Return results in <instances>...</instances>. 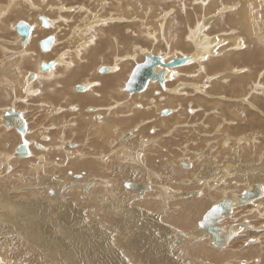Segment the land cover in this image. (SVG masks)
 Instances as JSON below:
<instances>
[{"label":"rangeland","instance_id":"1","mask_svg":"<svg viewBox=\"0 0 264 264\" xmlns=\"http://www.w3.org/2000/svg\"><path fill=\"white\" fill-rule=\"evenodd\" d=\"M14 1L15 0H0V17L2 18V19L0 18V143L1 142L3 143L2 145H0V186L2 187L8 186L9 188H11V186L17 185L19 187H22V186L23 187L20 189L22 190L20 192V195H14V193H12L5 202H13L14 197H17V196L27 197L36 191H39L41 193L43 191L42 193L43 196L52 191V189H50V191L49 189H47L49 187L47 188L42 187L39 189H34L35 191H32V192L29 191V185L31 184L30 186H32L33 183L38 181L37 180L38 175L35 171V165H36L35 163L39 162V159H38L40 158L39 156L41 157L44 156L43 158L45 160L48 157L47 160L49 161V163H50V160L55 161L56 163L55 167H53L52 165H49L47 168L46 167L47 164L43 165L44 167H46L45 171L47 173H50V175H53L55 178L61 177V178H64L65 180H68L72 178L71 175L73 172L76 173L77 175L80 174L84 176V178L89 181L90 180L92 181L93 180L92 177H94L95 191L93 190V192L91 193H86L88 194L86 196L82 192L85 190V188H83L82 191H80L81 190L80 189L79 192H76V193L74 191L69 192L65 190L64 198H67V201H69L70 200L69 196L71 194H75L74 196L72 195V197H76V198H74L73 201L71 202H73L74 205H77L78 207L79 206L80 207L83 206V207L75 208V209L74 207H72L71 213L76 214L78 209H82V211L84 210L83 211L84 213H86L87 215L89 214L88 219L87 218L86 219L90 222L88 223V221H86L83 224H86V226H88L87 230H89V232L88 233L85 232V235H87L86 237H91L90 238L91 241H89L88 238L87 239L84 238V239H86L87 241L86 246L92 245L93 247L94 245H96L98 247L100 245L98 247L100 249L95 247V249L93 248L92 250H89V251H92L91 255H93V251L95 252V257L100 256L99 255L100 253L98 252L101 251V248L102 249L106 248L109 251V253L107 251H104V255H109V256L112 255V258H110V261L113 260V256L115 257V259H118L119 261L118 255L120 254L119 256L121 257L123 255L122 253H125L121 258H125L126 261H129L130 264L132 263V260H133L132 264H136V263L145 264L147 262V259L149 258L147 257L148 254H146L149 251V250L147 251V249L150 246H151L150 251L155 249V251L153 250L154 252L149 251L148 253L150 254L155 253L156 250H161V249L164 250V248L160 246L159 244L163 243V246H164V242H167L168 247L166 248V252L170 250L169 251L170 253L168 252L166 254L170 256L173 255V257H175L173 258L174 261L181 260L183 264H192L190 260H193V259L191 257H201V259L206 258V260L211 261V263L213 264H230V263L231 264H243L240 262L241 258H245L246 260H249L250 264H264V236L259 234L258 235L259 243L257 239L255 242L252 241L254 245H250L253 243L248 244L247 241H250L252 237H253L252 239H254L255 237L253 235L255 234L252 230L248 231L247 227L245 228V226H244L245 230L244 228H242V230L238 232L235 238L233 237L234 235L232 236L231 239L234 238L233 240H231L232 242H230L232 243L231 244L232 247L227 246L229 248L227 249V247H225L224 249L226 250H223V251H221L215 246L214 247L211 246L212 245L211 243H207L205 241L197 243V244H194L195 242L194 243L189 242L191 241L190 238H188L189 241L188 240L182 241L183 239L180 237L181 236L180 233L176 235L175 233H171L169 230V227L178 229V231H181V230H191L192 231L194 230V228L195 230H197L198 228L197 221L201 218L200 214L202 213L203 210L201 211V213L197 215V218L193 220L194 222L192 221L193 225L182 226L179 221V219H181L180 214H183L184 212L183 209L185 208L184 206H182V203L183 201L185 202V199L188 198L187 196H183L184 198L183 199L179 195V192H185L186 190L191 192V191L196 190V189L193 190V188L191 187V186L196 185V183L194 184L191 182V184H189L190 182L185 181L186 179H189L190 181H192L193 177L191 178V176L197 175L200 181H201V178H203V180L206 181V179L209 178V176H213V172H217L218 173L217 176H220L221 178L220 182L223 183V185L225 184L230 185V187L233 188L235 191L239 187H235L236 186L235 182H233L234 184H232L231 179L234 181H237L238 184L246 186L244 189L249 188L251 186L249 184L254 183V182H261L264 185V152H262L264 151V108H263L264 96L261 95V91L259 93L256 92L258 95L255 93V91L254 92L246 91V89L248 88L247 86L245 91L248 94L244 95L245 93L244 91L241 94L242 95L241 99L245 98L248 102L246 101L233 102L234 95H231L229 92H223L222 90L224 87L227 86L224 80L225 79L232 80V77L230 75H226V73H230L234 71L231 68L237 67V66L241 67L245 65L250 67L249 65L245 64L241 60L240 55H234L230 58H227V62H228L227 67L224 68L225 66L220 64L219 66L223 68H221V70H218V71L217 70L213 71L215 66L210 67L211 66L210 61L214 60V59L209 60L211 54H209L207 57L204 58L202 64L193 63L183 68H178V66H175L176 68L167 67L165 69L164 82L162 84H160L158 81H152L153 85L154 84H157V86L160 85L161 89L159 91H161V93L159 92V94H156V96L162 95L161 99H158L161 101L162 104L160 105L156 104L153 107L151 106L152 108L148 107L150 108V110L146 111L145 115L143 114V112L141 113V111L144 109V103L142 102V99L143 101H147V99L150 98V96L147 95L148 98L146 96H144L143 98L134 97L129 102L128 98L130 100V97L136 96L137 93L127 95L128 92L124 91L123 86L120 89H115L116 90L115 92L113 91L116 95H118V97L116 98V102L118 100V103H112V101L109 100V97H108L109 93H107V91L106 93H104L103 91H102L103 93L101 92L102 94H104L103 96H100V95L97 96V97H103V102L102 101L101 102L105 104V106L102 108L99 106V105H102V103L99 102V105L96 103L88 104L85 107V109L81 111L77 102H73V103L70 102L71 104L68 106H65L66 103L62 102L63 100L69 101L66 93H69L70 95H72V94L86 92L85 88L83 90L75 89L76 84H84L83 83V81L85 80L84 77H86L85 75H81L77 73V70H79L81 63H80V59L77 56H75V53H77V49L79 47H83L90 43V41H87V43H82V42L83 40H91L90 39L91 37H87V36L91 33L93 29H98V24L93 21V18L95 15L99 17L101 24L105 21L108 26L99 27V28H103L102 30H104L102 31L100 29L101 31L99 32V34L101 36L102 35L101 33H103L102 36H105L103 37L105 40H103L101 37L96 38L98 45L100 44V48L96 52L92 53V54H95V58L94 59L90 58V61L93 62V64L91 65H94L95 63V66L91 67V69L93 70L91 74H93L94 72L93 74L94 77H97L100 74L107 73L109 69L107 71H101L103 67H108L107 65L105 66L102 65L100 67H97L96 69L93 67H96L98 64L106 63V61L108 60L112 61L111 58H112V55L115 56L114 54H116V56L118 57V56L123 55L124 52L130 51V55L128 56V58L122 61V64L127 63V65L123 67L122 72L119 75V79L121 83L122 81L123 83L126 81V77H125L127 76L126 74L130 75L129 73H131L130 71H132L135 64L137 62H141L144 60V57H143L144 54L140 51L142 49L135 50L133 48L132 50H130L131 49L130 44L121 42V38L124 33H125V37L128 39L130 43H137L141 47H148L151 50H154V49L162 50L163 53L161 52V55L165 56L166 53H169L168 55H170L169 57L172 56L171 58L178 57V55L180 54L179 51L178 52L176 51L177 48L175 50L172 48L169 49L170 46L172 45L171 40L177 35V34H173L176 32L174 30V25H179V28H178L179 30L177 32L179 33V36L181 38H183V36L185 37V42H190L193 36H196L197 40H199L200 38L202 39L204 37V34L206 35V31H209V35L212 37L211 35L212 33H215L220 30H229V34H231V36L233 34L239 35L240 41H242V45L246 46V49L239 53H244V52L249 51L252 46L253 41H256L258 46L262 49V53L264 54V34L260 36L262 39L258 40L259 37H257L256 31L254 29H248L247 27L241 26V25L230 24L229 22H230L231 13L228 11L225 13L227 14V17L224 19L225 22H221L220 25H216L213 22L210 24V26H208L207 24L204 25L205 21L202 20L201 25L193 28V31H192V28L189 29L188 28L189 24L186 25L187 22L185 23V21L187 20L189 22H192L193 21L192 17H194L195 15H199V12L201 11L207 12L206 6L210 2V0L209 1L207 0L205 2H200L199 0H191L190 5L188 3L187 5H184V2L188 0H181L182 4L180 0H178L177 2L175 0H135L137 3L138 2L140 3L138 5L141 7V9L138 11H135V8H134L135 1L134 0H131L134 2H131L130 0H48V2L51 5L56 4V3L57 4L66 3L68 6L76 4V8L72 10H61L60 11V13L63 14L68 19V22L66 23L69 24V28H66L67 30L65 31L67 32V35L62 33L63 34L62 37L64 39L66 38V40L64 41L62 40V42L63 43L65 42L64 46L69 44L70 47L65 49L62 53H60L63 44L62 42H60L61 40L58 37L56 41L52 42L51 47L48 51H43L39 45V41H40L39 39L40 38L42 39L43 37H45V35H42L41 32L49 28V31L51 33H54V34L55 32L59 33L60 26L56 24V30H54L53 27H51V25L49 27H44L40 21L41 19H39L38 16H35L36 12L29 10L25 4H20L14 11L10 10L11 9L10 6L12 3H14ZM33 1H36L38 3V0H33ZM78 1H81L83 4L78 5L77 3ZM235 1L239 2L241 7L245 5V3H243V0H220L211 9L210 12H214L220 5L224 3L235 2ZM257 2L259 3V6H260L261 5L260 0H257ZM124 4H126L130 9L124 8L123 7ZM248 4L254 6L255 0H249ZM81 5H84L86 9L84 8L83 10H81L79 8V7H82ZM87 9H88V12H90V14H88ZM42 12H43L42 14L43 16L45 15L44 13L48 14V11L45 9V6L43 7ZM171 12L175 14L177 17H174ZM217 15L219 16V12L215 14V16ZM26 16L27 17L35 16V19L34 18L30 19V18H27ZM51 16H54V14H51ZM117 16L126 17L127 19H125V21L123 22L120 21L121 23H119L117 21L118 18H116ZM259 17L261 21H264V5H261L259 9ZM112 18L115 20H112ZM240 18H242V16ZM19 20H25L32 26L31 35L25 43L21 41V37L17 33L14 27L15 23ZM164 22L165 23L169 22L167 26L168 30L166 31V33H164ZM64 23L65 22H62V24ZM123 26H127L126 27L127 29H125ZM231 28H234L233 31L231 30ZM230 32H233V33H230ZM14 35H17V38L14 37ZM112 36H117V37L114 38V40H111ZM82 37H86V38L82 39ZM233 43H234L233 39L225 38V43L222 44L219 49H222V51L224 52L230 49L227 47L231 46ZM55 44L57 45L58 49H56V52L53 53V55H56V56L50 57L51 61H53L52 59L54 58L55 59L59 58L60 60H65L66 63L70 65L69 64L70 60L67 58V52L72 51L71 57L74 63L73 70L68 74L62 73L63 77L56 81L50 82V81H46V79H43L42 81H38L37 83H35L36 81L34 79L35 78L34 70H36V72L41 76L45 74L44 72L46 73L48 72V70H42L40 68V63L42 61L48 60L46 56L48 54H51V51L53 47L55 46ZM183 45L187 48L185 43H183ZM166 49L168 50V52H165ZM170 52L171 53L173 52L172 55ZM98 56H101V57L103 56L105 59L101 60V58H99L98 60L97 59ZM22 58H26V60L24 62H21ZM84 59H86V56H84V58H82L81 61L84 62ZM113 62H115V57L113 58ZM86 63H89V61H87ZM74 66L76 67L74 68ZM206 66H208L210 68V71L214 74H212L211 72L208 73ZM53 67H54V64H53ZM53 67L51 68L52 71H53ZM250 68L254 72L263 69L264 68V56L260 57V62L251 66ZM119 69L120 68H118L117 71H119ZM219 71L220 72L223 71V74L221 76L219 77L213 76ZM235 71H237V73L240 72L239 69ZM262 73H264V71ZM32 74H33V77H32ZM46 77L47 76H44L43 78H46ZM81 79L83 81H81ZM31 81L33 82L35 81V82L32 83ZM171 81H176V83L174 85H170ZM89 82L90 83L88 84L87 91L89 90V88H98V89L103 88L105 90V88L102 87L101 85L99 86L94 85V79H90ZM214 83L215 85L211 88V85ZM27 87L30 89V91H26ZM208 90H210V92H208ZM145 91L143 90L142 92H140V94ZM251 92L257 95V97L252 98L254 95ZM94 93H99V92L95 91ZM119 94H120V97H119ZM172 94L173 96H176L178 98H177V101L170 104L168 98L169 96H172ZM217 96H219L218 97L219 99H212ZM237 99L241 100L240 98H237ZM215 102H217L216 105H214ZM129 103L133 105L132 108H130V105H128ZM224 103L225 105H223L222 107V104ZM149 104H152V102L150 101ZM226 105H230L233 107L231 113L223 110L226 107ZM7 106L8 107L11 106L9 108H13L18 111H22L23 109L24 110L23 112L25 113V116L27 117L26 119H27L28 131L26 130L25 136H27L28 139H31V142H32L30 144L31 155L29 154L28 157H24V158L17 157L15 159L7 158L9 154L10 155L15 154L14 153L15 147L21 143L20 133L14 127H11V126L8 127L6 124H4L1 121L5 113L4 109L8 108ZM156 106H158V108ZM118 109H127L126 113L122 115V117H126L128 115L136 113L135 122L127 123V122L121 121L119 125L114 127V129L112 125H110L109 127H111V130L108 128V134L103 132L102 130L103 126L102 127L96 126V125L104 124L105 122L110 121V120L113 122V115L111 114L115 110H118ZM253 109L256 111H254ZM163 110H167L166 114L162 113ZM181 110L185 111V113L187 112L186 118H184L180 123H175V117L173 116L175 113L177 114ZM212 110H215V111L212 112ZM63 111L65 114V118L62 117L63 114L62 115L60 114ZM53 112H56V114L58 115L55 116V113ZM139 112L141 113V115ZM235 113H237V115H235ZM70 115L75 116V117L80 115L81 118L87 119V120L82 121V120H77L76 118L74 120V118H69ZM253 117L258 118L254 123L251 122ZM205 118L207 121L205 120ZM211 119H213L212 122L210 121ZM119 120H123V119L119 118ZM164 120L166 121V125L168 126H170L171 124L172 125L166 128L163 124H161ZM64 122H66L65 129L62 126ZM206 122L208 125L205 124ZM222 124H225V126H227L228 124L230 127V129H227V133H226L228 137H225V135H223L220 132V129L219 130L216 129L219 125L221 126ZM41 127H45V128H41ZM63 129L65 130V133H67V136L65 135L64 132H62ZM131 129H133V131L129 132ZM155 130H157L156 131L157 133H155ZM215 130L219 133L215 132ZM212 133H216V135ZM33 134L34 135L36 134L38 138L36 139L32 138ZM63 134L65 135L64 137H63ZM70 134L71 135L74 134V136L73 135L71 136ZM127 134L128 136L129 134H132L133 138L135 137L137 138V140L139 139L138 142L141 145V149H138V148H137L138 150L133 149L135 151H132V152L130 151V154L120 153V155L119 154L113 155L112 151L114 150V148L112 147H114L115 143L118 144L120 148L124 146L125 143L123 142V140H128V139H125ZM41 135H43V137H41ZM221 135H222L223 141L221 140ZM140 136L144 137L142 141H141ZM119 137H122V138L119 139ZM90 138L92 139L90 140ZM110 138L111 139L113 138L111 142H109ZM216 138H218L219 140L218 139L216 140ZM226 138L227 140H225ZM62 139H64V141ZM34 141H36V143L37 142L41 143L43 147L42 146L38 147L37 144L35 146ZM108 142L110 144H108ZM72 143L74 144L73 147H71ZM207 144L213 147L211 148V151L206 150L205 145ZM231 144H233V146ZM45 145H49L50 148H52L55 145L54 146L55 149L52 150V154L50 153L49 156H46L45 154L47 151L46 147H44ZM229 145H231V147H229ZM234 145L236 146V148ZM147 147L149 148L148 150L146 149ZM5 148L6 150L10 148L7 154H4ZM84 148H86L84 151L89 152V154L91 155L90 158H86V155H85V158H82V157L80 158V156L83 155V154L81 155V153H84L82 152ZM90 148L91 150H89ZM122 150L125 151L124 149ZM226 150L229 152H227ZM104 152L110 153V155L113 157H109V159L105 161L93 159V156H96L99 154H100L99 156H102L101 153H104ZM229 154H230V157H229ZM209 155H213V156L209 157ZM182 161L189 163V165H186L184 167L182 165L183 163ZM190 161L192 163H190ZM8 162H10L9 164L12 168H10L6 172L7 173L10 171L11 172L7 174L4 171L3 173L1 171V167L4 163H8ZM208 162L209 163L212 162L213 164L217 163L216 164V166L218 165L217 167H220V166H223V167H221V169L214 167L212 171L201 170L200 169L201 165L207 166ZM59 165L61 166V168L59 167ZM89 165H91V168ZM67 166L68 168L64 169ZM132 166L134 167L136 166L135 172L138 175L137 178L134 179L135 181L142 182V180H145L146 182L151 184V190L153 189L154 191L155 189V191L160 192L156 201H154L153 198L150 199L149 196L152 197V195L151 193L149 195V192L144 195H139V196L137 194L127 193V190H131V189H128L127 187H125L124 185L126 181L125 177L128 175L126 174V172H130L131 170L130 168ZM73 167L75 168V170ZM186 168L187 170H185ZM237 170H239V172H237ZM91 171H95L94 174H91L90 173ZM241 171L242 172L250 171L251 180L249 179L245 180L243 177H241L240 173L241 175L244 174L246 176V174L244 172L242 173ZM151 172H153L157 176L161 174L163 178L157 181L154 179ZM219 172L220 174L221 173L223 174L222 177L219 174ZM229 172L231 173L229 174ZM23 177H24V181L21 183ZM169 178H171V180ZM76 179L80 180L81 178L79 179L76 178ZM161 180L162 181L164 180V181L161 183L160 182ZM109 181L113 182V183L111 182L112 184L111 183L109 184L111 185L110 186L111 188H109V186L106 184V182L108 183ZM145 181H143V183H145ZM182 182L183 183L185 182V183L183 184ZM169 183H173V184H169ZM207 183L208 182H203L202 186L200 187V190H201L200 195L205 196L204 201H202V208L208 205L205 209H207L211 205V203L215 201V198L210 197L209 188L207 187L208 185ZM25 184L27 186H25ZM161 184H163V186L165 185L166 187L170 186L171 188L173 187V185L175 186L172 188L173 189L172 191L170 190V194H167L164 190L165 186L163 188ZM199 184L201 183L197 184L198 189H199ZM228 185L227 187H229ZM102 186H106V187L108 186L106 188L107 191L106 189H104L103 191ZM185 186H187V188H185ZM157 187H160L161 190L158 189ZM90 188L88 191H90ZM96 189L101 190L103 194L107 195L106 197L109 196L108 192L112 189L110 191V192H113L112 194L118 193L116 195L118 197V201H121V203H123L122 197H124V202H127V201H129V203L131 202L130 206H133L132 208H134L135 206H136L135 208H142L144 210L143 211L144 214H147L146 216L148 218L146 217L143 218V216L138 217L139 215L137 214V218L133 219V218H130L129 214L124 213V215H122L123 212L120 209H118L119 213L117 210L109 209L106 205L107 203L104 201L103 203H101L102 201L96 203V200H97L96 197L99 196V194H97L99 190L97 191ZM176 191L178 192V194L176 193ZM23 192L25 194H22ZM135 192H138V191L135 190ZM171 192L172 194L175 193V196L173 195L174 197L171 196L172 195ZM228 192H230L229 196L233 197V195H237V194L231 195L232 194L231 190H228ZM228 192H227V195H228ZM167 195L169 196L166 197ZM190 197H192V195ZM195 197H198V196H195ZM214 197L219 199L221 196L216 195ZM180 198L181 200L183 199L181 202H180ZM262 198H263L262 202L255 201L252 204L243 207L244 217L247 215H250L253 220L255 218V220L252 222L251 225H257L261 220H263L261 218H256V215H253V214H258L257 209L259 208V204L264 205V197ZM0 200H2L1 196H0ZM35 202L43 203L41 200H36ZM84 205H87L89 207L88 208L86 206L87 207L86 210L88 209L87 211L85 210ZM40 209H42V205L40 206ZM99 209L101 211V214L99 212ZM108 209L111 210V212ZM103 210L104 211L106 210V211L103 212ZM126 210H129V207H126ZM96 211H98L97 212L98 214H96ZM241 211L239 209L238 210L236 209L235 212L233 211V217L232 218L228 217V219H224L223 221L224 224L227 225L228 223H232L234 222L236 218H237L236 219L237 221L242 223L243 220L238 219L243 213ZM118 214H119V217H118ZM98 215H100L101 217ZM110 217L111 218L113 217V218L110 219ZM127 217L132 219L134 222H129V220L126 221V219L124 218H127ZM170 217L171 218L173 217V218L171 219ZM0 220H2V218ZM92 220L95 223H93ZM147 220H149L151 224ZM172 220L173 221L175 220V222L173 223ZM28 221L34 223V221L30 219H28ZM117 221H119L120 223H117ZM103 222L104 223L106 222V223L104 224ZM110 222H111V225L109 224ZM121 222L122 224L124 223L123 227L121 225ZM158 222L161 224L162 228L158 226ZM130 223L131 225L133 224L136 225L139 223L138 230L140 231L143 230V232L139 231V235H138L137 233L138 231L134 232L135 226L133 225L131 228ZM140 223H143V225ZM147 223L149 224L147 225ZM0 224H1V221H0ZM125 225L129 227L127 228V226ZM151 225L153 227L156 226V228H154L153 230V228H150L152 227ZM74 227L75 226H73V228ZM98 227L104 231V234L106 235V238L108 239L106 242L101 237V233H100L101 231L98 230V233L96 232V229ZM147 227L150 228L151 232L153 230L152 232L153 234L149 230L148 232H150V234L147 232ZM136 228H135V231H136ZM81 229L82 227L80 228V230ZM74 230L78 231V229H74ZM155 230L156 231L158 230L157 233H155L156 232ZM19 231L20 230H15L12 233H8L3 239L8 241L13 236H19V238H21L24 242H26L27 247L30 248L31 251H36L34 249V247L38 244V243H35L36 240L31 239V242L28 241L25 237H21L19 235L20 234ZM142 233L143 234L146 233L149 235V238L150 236L152 238L148 240V238L145 237ZM125 234L127 235L129 234V235L127 236ZM140 234L142 235L141 237L144 236L149 243L153 241L149 245L145 243V247H146V249L144 248L145 250H143V248L141 247L139 248L138 247L139 245L136 243V240L142 241V239L144 238L143 237L142 239H140L141 238ZM93 236L95 238H93ZM129 236H131L132 238L136 240H132V238ZM123 237H125L127 240L131 238L130 242L129 241L127 242V240ZM156 237L158 238L159 241H157ZM160 238L162 241L160 240ZM97 239L99 241L103 240L102 243H99ZM164 239H166V241ZM81 240L84 241L82 237H81ZM62 241L66 242V240L64 239ZM123 243L126 247H124ZM128 243H129L130 249L132 248L131 250H129ZM130 243H131V246H130ZM155 244H158L156 247L159 246V248H156ZM133 246H135V248H133ZM191 246L192 247L202 246L204 247L203 249L207 250L208 252H213L214 255L222 254L223 256H225V258L223 260L219 259L220 261L215 260V259H213L212 261V259L208 257L207 255H198V254H193L191 252H188L189 251L188 249ZM121 247L123 248L122 250H121ZM138 248H139V251L135 252L136 250H138ZM124 249H126V251ZM89 251L87 253L88 254L87 257L89 256V258L93 259V257L89 254ZM41 252L38 251L39 254ZM144 252L146 254L145 257H147V259L146 260L144 259L145 261L142 260L144 261L143 263L141 259L144 257V255L142 254ZM84 253L85 252L82 251V254ZM130 253L131 255L133 254L134 256L133 255H132L133 257L130 256ZM26 255L28 254H24L23 259L21 260L26 261L27 264L37 263V261L31 263L32 262L31 255H29L30 259L25 258ZM139 256H141L142 258H139ZM152 256L154 257V259H156V257L160 255L157 254L155 256L153 254ZM257 256L262 257V260L260 262L256 261L258 260ZM154 259L152 260L149 258L148 260L154 261ZM45 261L46 263H48L47 260ZM6 262L7 264H16L17 261H14V260L10 261L9 259H7ZM85 263L90 264L88 262H85ZM80 264H84V262L80 261Z\"/></svg>","mask_w":264,"mask_h":264},{"label":"bare ground","instance_id":"2","mask_svg":"<svg viewBox=\"0 0 264 264\" xmlns=\"http://www.w3.org/2000/svg\"><path fill=\"white\" fill-rule=\"evenodd\" d=\"M131 1V0H130ZM135 1V0H134ZM134 1H131V2H134ZM176 2L178 1V0H175ZM181 1V0H180ZM190 1L191 0H188V1H186V2H184V5H187V3L190 5ZM200 2H205V1H207V0H199ZM209 1V0H208ZM220 0H210V2L208 3V5L206 6V10H207V12H203V11H201V12H199V15H195L194 17H192V22H189V21H185V23H186V25L187 24H189L188 25V28L189 29H191L192 28V31H193V28H195V27H198V26H200L201 25V21L203 20V21H205L204 23V25H208V26H210V24L213 22V23H215L216 25H220L221 24V22H225V18L227 17V14H225L227 11L228 12H230L231 13V16H230V24H234V25H241V26H245V27H247L248 29H254L255 31H256V35H257V37H259V39L258 40H261L262 38L260 37V36H262V34H264V32H263V30H264V21H261V19H260V17H259V9H260V7H261V5H264V0H260V3H261V5L259 6V3L257 2V0H255V4H254V6H252V5H249L248 4V1L249 0H243V3H245V5L243 6V7H241L240 6V4H239V2H237V1H235V2H229V3H224V4H222V5H220L214 12H210L211 11V9L219 2ZM130 2V3H131ZM78 3V5L79 4H83L81 1H78L77 2ZM20 4H25L26 6H27V8L29 9V10H31V11H35L36 12V14H35V16H38V18L40 19V16L43 14V7L45 6V9L48 11V14L47 13H44L45 15L44 16H46L47 17V19H48V22H49V26L51 25V27H53V29L54 30H56V24L58 25V26H60V32L59 33H56L55 32V34L54 33H51L50 31H49V28L48 29H45V31H42L41 32V34L42 35H45V37L47 38V36H49V35H52L53 36V41H56V39L59 37V39L61 40L60 42H62V40L64 41V40H66V38L64 39L63 37H62V35L63 34H65V35H67V32H65L67 29L66 28H69V24L68 23H66V22H68V19L63 15V14H61L60 13V11L61 10H72V9H74V8H76V4H73V5H71V6H68L66 3H60V4H50L49 2H48V0H38V3L36 2V1H33V0H15L14 1V3H12L11 4V6H10V10H12V11H14ZM128 4V3H127ZM134 8H135V11H138V10H140L141 9V7L138 5V4H140L139 2L137 3L136 1L134 2ZM181 4H182V1H181ZM82 7H79L81 10H83L84 8H85V6L84 5H81ZM130 6V5H129ZM160 6V5H159ZM78 7V6H77ZM124 8H126V9H130L126 4H124V6H123ZM86 9V8H85ZM76 10V9H75ZM186 10V9H185ZM148 11V10H147ZM200 11V10H199ZM86 12V11H85ZM87 12H88V9H87ZM217 12H219V16L217 17V16H215V14L217 13ZM38 13H40V14H38ZM172 13V12H171ZM186 13V12H185ZM184 13V14H185ZM51 14H54V16H51ZM88 14H90V12H88ZM4 15V14H3ZM151 15V14H150ZM172 15L174 16V17H177L175 14H173L172 13ZM35 16L34 17H32V16H26L27 18H30V19H35ZM183 16V15H182ZM242 16V18H240ZM197 17H198V19H197ZM1 18V17H0ZM115 18V17H114ZM116 18H118L117 19V21L119 22V23H121V22H123V21H125V19H127L126 17H122V16H117ZM2 19V18H1ZM228 19V18H227ZM112 20H115V19H113L112 18ZM160 20H162V19H160ZM2 21V20H1ZM41 21V20H40ZM93 21L94 22H96L97 24H98V29H93L92 31H91V33L87 36V37H91L90 39L91 40H83V42L82 43H87V41H90V43L89 44H87V45H85V46H83V47H79L78 49H77V53H75V56H77L79 59H80V67H79V70H77V73L78 74H81V75H85L86 77H84L85 78V80L83 81L82 79H81V81H83V83L84 84H76L75 85V89H76V87H78V85H85V89H86V92H83V93H77V94H72V95H70L69 93H66V95L68 96V99H69V101L68 100H63L62 102H65L66 103V105L65 106H68V105H70L71 103H73V102H77V104H78V106H79V108H80V110L81 111H83L84 109H85V107L88 105V104H92V103H96V104H98L99 105V102H103V97H97L98 95H100V96H103L104 94H102L103 92L104 93H106V91H107V93H109L108 95V97H109V100H111L112 101V103H118V100H117V102H116V98L118 97V95H116L114 92L116 91L115 89H120V88H122V86H123V88H124V91L126 92V90H125V83H126V81H127V79H128V77H129V75L128 74H126L127 76H125L126 77V81L123 83V81H122V83L120 82V79H119V75L121 74V72H122V69H123V67L125 66V65H127V63H123L122 64V61L123 60H125V59H127L128 58V56L130 55V51H126V52H124V54L123 55H121V56H116V54H114L115 56H113L112 55V61H110V60H108V61H106V63H102V64H98L96 67H93V68H97V67H100V66H102V65H107L108 66V72L107 73H104V74H100L99 76H97V77H94V72H93V74H91L92 73V69H91V67L92 66H95V63H94V65H91V64H93V62H91L90 61V58L91 59H94L95 58V54H92V53H94V52H96L99 48H100V44L98 45V42L96 41V38H99V37H101L103 40H105L103 37H105V36H102L103 35V33H101L102 35L100 36V34H99V32L103 29V28H99V27H104V26H108L107 25V23L104 21L102 24L100 23V20H99V17L97 16V15H95L94 16V18H93ZM121 21V22H120ZM137 21V20H136ZM18 22V21H17ZM17 22L15 23V26H16V24H17ZM62 22H65L64 24H62ZM84 22V21H83ZM228 22V21H227ZM3 23V22H2ZM162 23V22H161ZM168 23L169 22H167V23H165L164 22V33H166V31L168 30V28H167V26H168ZM31 25V24H30ZM14 26V27H15ZM48 26V27H49ZM105 27V28H106ZM120 27V26H119ZM125 29H127L126 27L127 26H123ZM179 25H174V30L176 31L175 33H173V34H177L176 35V37H174L172 40H171V46H170V48L169 49H176L177 48V52L179 51L180 52V54L178 55V57H182V56H186V57H188L187 58V61H186V63H184L183 65H180V66H178V68H183V67H185V66H188V65H191V64H193V63H198V64H202L203 63V60H204V58L205 57H207L209 54H211V56H210V58H209V60L210 59H214V60H212V61H210V63H211V66L210 67H213V66H215V68L213 69V71L214 70H221V68H223V67H220L219 65L220 64H222L223 66H225L224 68H226L227 67V65H228V62H227V58H230V57H232V56H234V55H240V58H241V60L245 63V64H247V65H249L250 67L251 66H253V65H255V64H257L258 62H260V57H262V56H264V54L262 53V49L258 46V44H257V42L256 41H253V43H252V46H251V48H250V50L249 51H247V52H244V53H239V52H241V51H244L245 49H246V46L245 45H242V41H240V37H239V35H232L231 36V34H229V30H220V31H217V32H215V33H212L211 35H212V37L209 35V31H206V30H204V31H206V35L204 34V37L201 39H199V40H197V38H196V36H193V38L190 40V42H185V37L183 36V38H181L180 36H179V33L177 32L179 29ZM101 29V30H100ZM184 29H185V27H184ZM233 29L234 28H231V30L233 31ZM129 30V29H128ZM146 30H147V28H146ZM65 33H64V32ZM102 31H104V30H102ZM235 31V30H234ZM133 32V31H132ZM63 33V34H62ZM218 33H220V34H218ZM230 33H233V32H230ZM30 35H31V32H30ZM105 35V34H104ZM119 35V34H118ZM117 35V36H118ZM106 36H108V35H106ZM117 36H112L111 37V40H114V38H116ZM14 37H16L17 38V35H14ZM21 37V36H20ZM30 37V36H29ZM45 37H43L42 39H44ZM83 38H86V37H82V39ZM100 38V39H101ZM225 38H231V39H233L234 40V43L231 45V46H229V47H227V48H230V49H228V50H226V51H222V49H219L220 48V46L222 45V44H224L225 43ZM29 39V38H28ZM42 39L40 38L39 40V45H40V42L42 41ZM55 39V40H54ZM70 39V38H69ZM224 39V40H223ZM116 40V39H115ZM21 41L23 42V43H25V41H23V39H22V37H21ZM52 41V42H53ZM121 42H123V43H127V44H130L131 45V49L130 50H132L133 48L136 50V49H142V50H140L143 54H144V60H145V58H146V56L147 55H159V56H161V57H163V59H165V61H168L169 60V58H171V57H169L170 55H168L169 53H166V55L165 56H163V55H161V52H162V50H156V49H154V50H151V49H149L148 47H141L140 45H138L137 43H130L129 41H128V39L125 37V33L123 34V36H122V38H121ZM185 43L186 44V46H187V48H189V49H187L184 45H183V43ZM123 43H121V44H123ZM62 48H61V51H60V53H62L65 49H67V48H69L70 47V45L69 44H67L66 46H64L65 45V42L63 43L62 42ZM146 44V43H145ZM115 46H117V45H115ZM41 47V46H40ZM51 47V46H50ZM94 48V49H93ZM50 49V48H49ZM56 49H58L57 48V45L55 44V46L53 47V49H52V51H51V54H48L47 56H46V58L49 60H47V61H42L41 63H40V68H41V65H42V63H51L52 64V67H53V64H54V67H53V71L51 70V68H48V69H42V70H48V72L46 73V72H44L45 74H43L42 76L41 75H39L37 72H36V70H34V76H35V83H37L38 81H42L43 79H46V81H56V80H58V79H60V78H62L63 77V74H68V73H70L72 70H73V65H74V63H73V59H72V57H71V54H72V51H69V52H67V58L70 60V65H68L67 63H66V61L65 60H60L59 58L58 59H52L53 61H51V58L50 57H53V56H56V55H53V53H55L56 52ZM165 50V49H164ZM163 50V51H164ZM174 50H173V52H174ZM165 52H168V50L166 49V51ZM172 52V53H173ZM163 53V52H162ZM171 53V52H170ZM172 53H171V55H172ZM92 54V55H91ZM165 54V53H164ZM176 54V53H175ZM57 55H58V53H57ZM82 55H84V56H86V59H84V62H82L81 60H82V58H84V56H82ZM91 56V57H90ZM115 57V62H113V58ZM99 58H101V60L102 59H105L103 56L101 57V56H98V60H99ZM26 60V58H22V61L21 62H24ZM87 61H89V63H86ZM55 62V63H54ZM104 62V61H103ZM142 62V61H141ZM65 65H67V66H65ZM217 65V66H216ZM76 66H74V68H75ZM250 67H248V66H237V67H233V68H231L232 70H234L233 72H230V73H226V75H230L231 77H232V80L231 79H225L224 80V82L226 83V85L228 86H226V87H224L222 90H223V92H229L231 95H234V99H233V102H243V101H246V102H248L245 98L244 99H241V94L245 91V89H246V87L248 86V88L246 89V91H255V93L257 92V93H259L260 91H261V95H263L264 96V84H263V82H264V73H262L263 71H264V68L263 69H261V70H258V71H253ZM118 68H120L119 69V71H117V69ZM167 68V66H162V65H159L158 67H157V71H161V70H165ZM176 68V67H175ZM50 69V70H49ZM95 69H94V71H95ZM101 69V68H100ZM174 69V68H173ZM206 69H207V72L208 73H210L211 71H210V68L208 67V66H206ZM237 69H239L240 70V72H238L237 73V71H235V70H237ZM223 70V69H222ZM131 72V71H130ZM29 73V72H28ZM63 73V74H62ZM212 73V72H211ZM130 74V73H129ZM212 74H214V73H212ZM223 74V71H219L218 73H216L215 75H213V76H216V77H219V76H221ZM93 75V76H92ZM44 76H47L46 78H43ZM165 76V75H164ZM32 77H33V74H32ZM83 78V79H84ZM90 79H94V85H101L102 87H104L105 88V90L103 89V88H101V89H98V88H89V90L87 91V89H88V84L90 83L89 81H90ZM32 83H34L33 81H31ZM217 82V81H216ZM215 82V83H216ZM79 83V82H78ZM176 83V81H171L170 82V85H174ZM215 83L214 84H212L211 85V88L215 85ZM159 85V84H158ZM171 87V86H170ZM157 89H158V91H157ZM161 88H160V85L159 86H157V84H152V81L150 80L149 82H148V84H147V87H146V91L145 92H143V93H135L136 94V96H132V97H130V100H129V98H128V101L130 102L131 101V99L132 98H134V97H138V98H143L144 96H146L147 97V95L148 96H150V98H148L147 99V101H143V99H142V102L144 103V109H146V110H142L141 111V113L143 112V114L145 115V112L146 111H149L150 110V108H152L153 106H155L156 104H162L161 103V101L160 100H158V99H161V96L162 95H160V96H156V94H159V92L161 93V91H159ZM77 90H82V89H78L77 88ZM26 91H30V89L27 87L26 88ZM41 91V90H40ZM95 91H98L99 93H94ZM103 91V92H102ZM114 91V92H113ZM245 91V93H244V95H247L248 93ZM42 92V91H41ZM102 92V93H101ZM208 92H210V90H208ZM252 93V92H251ZM256 93V94H257ZM121 94V93H120ZM120 94H119V97H120ZM134 94V95H135ZM253 94V93H252ZM127 95H129V93L127 94ZM218 95V94H217ZM243 95V96H244ZM254 96L252 97V98H254V97H257V95H255V94H253ZM260 95V96H261ZM185 96V95H184ZM187 96V95H186ZM208 96V95H207ZM219 96H220V94H219ZM219 96H217V97H214V98H212V99H219L218 97ZM183 97V96H182ZM177 98L178 97H176V96H173V94H172V96H169V98H168V100H169V103L170 104H172V103H174L175 101H177ZM188 98V97H187ZM190 98V97H189ZM211 98V97H210ZM237 98H240L241 100H238ZM180 99V98H179ZM195 99V98H194ZM200 99V98H199ZM164 100V99H163ZM229 100V99H228ZM20 101V100H19ZM122 101V100H121ZM152 102V104H149V102ZM231 101V100H230ZM251 101V100H250ZM61 102V103H62ZM71 102V103H70ZM101 102V103H102ZM120 102V101H119ZM135 102H136V100H135ZM164 102V101H163ZM21 103V102H20ZM216 103L217 102H215L214 103V105H216ZM42 104V103H41ZM182 104V103H181ZM128 105H130V108H132L133 107V105H131L130 103L128 104ZM167 105V104H166ZM220 105V104H219ZM223 105H225V103L224 104H222V107H223ZM101 108L102 107H104L105 106V104H103L102 103V105H99ZM152 106V107H151ZM8 107V106H7ZM9 107H11V106H9ZM5 108L4 110V116H3V119H1V121L4 123V124H6L5 123V114L7 113V112H11V113H15V112H18L19 114H21V116H22V118L25 120V134H26V130L28 131V125H27V117L25 116V113L23 112L24 110L22 109V111H18V110H15V109H13V108ZM56 107H58V106H56ZM63 107V106H62ZM148 107H150V108H148ZM157 108H158V106H156ZM156 108V109H157ZM232 106H230V105H226V107L223 109V110H225L226 112L228 111L229 113H231V111H232ZM263 108H264V104H263ZM219 109V108H218ZM220 109H221V107H220ZM219 109V110H220ZM126 110L127 109H118V110H115L111 115H113V122L110 120V121H107V122H105L104 124H100V125H96L97 127H102L103 126V132L104 133H107L108 134V128L111 130V127H109L110 125H112V127H113V129H114V127L115 126H117V125H119L120 124V122L121 121H124V122H127V123H133V122H135V117H136V113H134V114H131V115H128V116H126V117H122V115H124L125 113H126ZM254 110V109H253ZM123 111H125V112H123ZM164 111H166L167 112V110H163L162 111V113L164 112ZM213 111H215V110H212V112ZM254 111H256V110H254ZM121 112H123V113H121ZM211 112V113H212ZM53 113H55V116L56 115H58V114H56V112H53ZM140 113V112H139ZM141 113H140V115H141ZM61 115H62V117H64L65 118V114H64V111L63 112H61L60 113ZM186 114H187V112L185 113V111H183V110H181L180 112H178L177 114L175 113L174 114V116L173 117H175V123H180L184 118H186ZM217 114V113H216ZM151 115V114H150ZM229 115V114H228ZM235 115H237V113H235ZM139 116V115H138ZM142 117V116H141ZM169 117H171V116H169ZM219 117V116H218ZM69 118H74V120H75V118L77 119V120H87V119H83V118H81V116L80 115H78V116H69ZM68 118V119H69ZM110 118H111V116H110ZM119 118L121 119H123V120H119ZM67 119V120H68ZM143 119V118H142ZM152 119V118H151ZM196 119V118H195ZM258 118H254L253 117V119H252V123H254L256 120H257ZM71 120V119H70ZM205 120H206V118H205ZM209 120V119H208ZM212 120L213 119H211L210 121L212 122ZM215 120V119H214ZM73 121V120H72ZM207 121V120H206ZM229 121V120H228ZM35 122V121H34ZM67 122V121H66ZM66 122H64L63 124H62V126H63V128L65 129L66 127H65V123ZM74 122V121H73ZM225 122V121H224ZM110 123H112V124H110ZM175 123H173V124H175ZM223 123V122H222ZM230 123H231V121H230ZM161 124H163L166 128L167 127H170V126H168V125H166V121L164 120ZM205 124H207V122L205 123ZM226 124V123H225ZM225 124H222L221 126L219 125L216 129H220V132L223 134V135H225V137H228L227 135H226V133H227V129H230V127H229V125L227 124V126H225ZM7 125V124H6ZM94 125V124H93ZM208 125V124H207ZM230 125H232V124H230ZM8 127H10V126H8ZM11 127H14L18 132H19V129L18 128H16L15 126H13V125H11ZM41 128H45V127H41ZM40 128V129H41ZM63 129V130H64ZM112 129V130H113ZM134 129V128H133ZM133 129H131L129 132H132L133 131ZM156 129V128H155ZM62 130V132H64L65 133V130L63 131ZM157 130H155V133H157L156 132ZM128 132V131H127ZM126 132V133H127ZM215 132H217L216 130H215ZM20 133V132H19ZM61 133V132H60ZM71 133H73V132H71ZM87 133H89V132H87ZM125 133V134H126ZM138 133V132H137ZM217 133H219V132H217ZM25 134H24V138L25 139H27L28 141H29V143L31 144L32 142H31V139H28L27 138V136H25ZM36 134H38V133H36ZM36 134L34 135H32V138H34V139H36V138H38L37 136H36ZM125 134H124V136H125ZM212 134H215L216 135V133H212ZM65 135L67 136V133H65ZM64 134H63V137L65 136ZM71 135V134H70ZM73 136H74V134H72ZM71 135V136H72ZM132 134H129V136H128V134H127V136L125 137V139H128V140H123V142L125 143L124 144V146H122L121 148H120V146L118 145V144H116L115 143V145H114V147H112V148H114V150L112 151V154L114 155V154H119L120 155V153H127V154H130V151L132 152V151H135V150H133V149H141V145L139 144V142H138V140H137V138H133V135L131 136ZM145 135V134H144ZM209 135V134H208ZM219 135V134H218ZM70 136V137H71ZM123 136V135H122ZM220 136V135H219ZM218 136V137H219ZM23 137V136H22ZM22 137H21V134H20V139H21V142H22ZM41 137H43V135H41ZM91 137V136H90ZM128 137V138H127ZM141 137V136H140ZM213 137H214V135H213ZM79 138V137H78ZM120 138H122V137H119V139ZM144 137H141V141H142V139H143ZM224 138V137H223ZM45 139H46V137H45ZM72 139V138H71ZM74 139V138H73ZM92 138H90V140H91ZM113 139V138H112ZM111 138H110V140H109V142H111V140H112ZM215 139V138H214ZM218 138H216V140H217ZM63 141H64V139H62ZM86 140V139H85ZM219 140V139H218ZM221 140H222V135H221ZM225 140H227V138L225 139ZM67 141V140H66ZM65 141V142H66ZM88 141H89V139H88ZM105 141V140H104ZM140 141V142H141ZM212 141V140H211ZM223 141V140H222ZM108 142V144H110ZM227 142V141H226ZM226 142H225V144H226ZM259 142V141H258ZM70 143V142H69ZM208 143V142H207ZM228 143V142H227ZM3 143L1 142L0 143V145H2ZM21 144V143H20ZM34 144H35V146H36V144H37V146H42L43 147V145H41V143H36V141H34ZM67 144H68V142H67ZM107 144V145H108ZM19 145V144H18ZM17 145V146H18ZM70 145V144H69ZM72 146L71 147H73V143L71 144ZM76 145V144H75ZM210 145H211V143H210ZM210 145H205V147H206V150H209V151H211V148H213V147H211ZM232 146H233V144H231ZM231 145H229V147H231ZM16 146V147H17ZM55 146V145H54ZM52 147V148H50V146L49 145H45L44 147H46V156H49L50 155V153L52 154V150H54L55 149V147ZM225 146V145H224ZM235 146V145H234ZM16 147H15V150H16ZM79 147V146H78ZM226 147V146H225ZM257 147V146H256ZM224 148V147H223ZM227 148V147H226ZM235 148H236V146H235ZM234 148V149H235ZM86 148H84L83 150H82V152H84V153H81V155L82 156H80V158L82 157V158H85V155H86V158H90L91 157V155L89 154V152H85L84 150H85ZM122 149H124L125 151H123ZM137 149V150H138ZM147 150L149 149L148 147L146 148ZM233 149V148H232ZM9 150H10V148H8V150H6V148L4 149V154H7L8 152H9ZM89 150H91V148L89 149ZM88 150V151H89ZM205 150V151H206ZM224 150V149H223ZM230 150V149H229ZM261 150V149H260ZM204 151V150H203ZM227 151V150H226ZM109 152H110V150H109ZM227 152H229V151H227ZM262 152H264V151H262ZM14 153H15V151H14ZM225 153V152H224ZM29 154L31 155V148H30V145H29ZM72 154V153H71ZM70 154V155H71ZM227 154V153H226ZM225 154V155H226ZM13 155V156H12ZM12 155H8L7 156V158L8 159H11V158H17L16 156H15V154H12ZM100 155V154H99ZM99 155H96V156H93V159H95V160H100V161H105V160H107V159H109V157H113V156H111L110 155V153H101V155L102 156H99ZM228 155V154H227ZM226 155V156H227ZM69 156V155H68ZM98 156V157H97ZM210 156H213V155H209V157ZM233 156V155H232ZM40 158H38L39 159V162H37V163H35L36 165H35V171H36V173H37V175H38V181L37 182H35V183H33L32 184V186H30L29 185V191L30 192H32V191H35L34 189H39V188H42V187H45V188H47V187H49V188H47V189H49V191H50V189H52V191L51 192H49L48 194H45L44 196H43V191H42V193L41 192H39V191H36V192H34V193H32V194H30L29 196H17V197H14V200H13V202H5L8 198H9V196L12 194V193H14V195H20V192L22 191V190H20L22 187H19V186H15V185H13V186H11V188H9L8 186H0V196L2 197V200H0V219L2 218V220H0L1 221V224H0V250H1V252H0V264H7V262H6V260L7 259H9L10 261L11 260H14V261H17L16 262V264H27V262L26 261H23V260H21V259H23V256H24V254H28V255H26V257L25 258H28V259H30V256L29 255H31V258H32V262L31 263H33V262H36L37 261V263L38 264H80V261L82 262H84V264H86L85 262H88V263H90V264H112V263H114V264H130L129 263V261H126V259L125 258H121L125 253H122L123 255L120 257L119 255H118V258H119V261H118V259H115V257L113 256V260L112 261H110V258H112V255L111 256H109V255H104V251H107L108 253H109V251L106 249V248H101V251L100 252H98V253H100L99 255L100 256H98V257H95V252L93 251V255H91L92 254V251H89V250H92L93 248L95 249V247H97L96 245H94L93 247H92V245H89V246H86V239L88 238V240L89 241H91V237H86L87 235H85V232L86 233H88L89 232V230H87V228H88V226H86V224H83L84 222H86V221H88L87 219H88V215L86 214V213H84L83 211H82V209H78V213L76 212V214L75 213H71L72 211V207H74V209L75 208H82V207H78L77 205H74V203L73 202H71V201H73V199L74 198H76V197H72V195L74 196L75 194H71L69 197H70V200L69 201H67V198H64V192H65V190H67V191H74L75 193L76 192H79V190L80 191H82L83 190V188H85V190L84 191H82L83 192V194H85L86 196L88 195V194H86V193H91V192H93V190L95 191V186H94V177H92L93 178V180L91 181H89V180H87V179H85L84 178V176H82V175H77L76 173H72V178L71 179H68V180H65L64 178H61L60 176V178H55L53 175H50V173H47L46 171H45V169H46V167L48 168V166L49 165H52L53 167H55V161H53V160H50V163H49V161L47 160L48 159V157H47V159L45 160L43 157L44 156H39ZM75 157V156H74ZM169 157V156H168ZM229 157H230V154H229ZM22 158V157H21ZM68 158V157H67ZM66 158V159H67ZM50 159V158H49ZM73 159V158H72ZM228 159V158H227ZM48 161V162H47ZM69 162V161H68ZM183 162V161H182ZM189 162V161H188ZM10 162H8V163H4L3 165H2V167H1V171L4 173V171H5V173H7L6 171H8L10 168H12L11 166H10V164H9ZM190 163H192L191 161H190ZM45 164H47V166L46 167H44L43 165H45ZM217 164V163H216ZM216 164H213L212 162L211 163H209L208 162V165L206 166V165H201V167H200V169L201 170H203V171H212L213 170V168L214 167H217L216 166ZM8 166L9 167V169L8 170H4V167L5 166ZM42 167H41V166ZM58 165V164H57ZM76 165H78V164H76ZM81 165V164H80ZM182 165L185 167L186 165H189V163H187V162H183L182 163ZM52 166H50V167H52ZM90 166V168H91V165H89ZM190 166H191V164H190ZM189 166V167H190ZM228 166H230V165H228ZM232 166V165H231ZM59 167L61 168V166L59 165ZM64 167V166H63ZM62 167V168H63ZM76 167V166H75ZM79 167V166H78ZM188 167V168H189ZM221 167H223V166H220V167H217L218 169L220 168L221 169ZM66 168H68V166L67 167H65L64 169H66ZM69 168H70V166H69ZM74 168V167H73ZM85 168V167H84ZM63 169V170H64ZM94 169V168H93ZM131 169V170H130ZM129 170H130V172H126V174H128L125 178H126V181H125V183H124V185H126L128 182H134V183H141V184H143L144 185V189H143V191H138V190H136V191H138V192H135V190H127V193H130V194H137L138 196L139 195H144V194H146V193H148L149 192V195H150V193H151V195H152V197L151 196H149L150 197V199H152L153 198V200L154 201H156L157 200V197L159 196V194H160V192L158 193L157 191H155V189H154V191H153V189L151 190V184L150 183H148V182H146L145 180H142V182H137V181H135L134 179H136L137 178V174H136V172H135V169H136V166L134 167V166H132L131 168H130ZM224 169V168H223ZM68 170V169H67ZM70 170V169H69ZM74 170H75V168H74ZM88 170V169H87ZM128 170V171H129ZM184 170V169H183ZM185 170H187V168L185 169ZM252 170V169H251ZM60 171V170H59ZM222 171V170H221ZM254 171V170H253ZM11 172V171H10ZM10 172H8L7 174H9ZM94 172L95 171H91L90 173L91 174H94ZM223 172V171H222ZM237 172H239V170H237ZM242 172V171H241ZM245 174H246V176L244 175V174H242L241 175V173H240V176L241 177H243L245 180L246 179H249V180H251L250 179V171H243ZM242 172V173H243ZM256 172V171H255ZM69 173V172H68ZM71 173V172H70ZM86 173V172H85ZM231 172H229V174H230ZM6 174V175H7ZM60 174H62V173H60ZM89 174V173H88ZM151 174L153 175V177H154V179L155 180H157V181H159V179H162L163 178V176L161 175V174H159V176H157L156 174H154L153 172H151ZM219 174H220V172H219ZM227 174H228V172H227ZM64 175V174H63ZM176 175V174H175ZM218 175V173L217 172H213V176H209V178H207L206 179V181H204L203 180V178H201V181L198 179V176L197 175H195V176H191V178L193 177V178H195V179H193L192 178V181H190L189 179H186L185 181L186 182H190L189 184H191V182L192 183H196V185H194V186H191L192 188H193V190L194 189H196V190H194V191H185V192H179V195L183 198V196H187L188 198L187 199H185V202L183 201V203H182V206H184L185 208L183 209L184 210V212H183V214H180V218L181 219H179V221H180V224L182 225V226H187V225H193V220H195L196 218H197V215L199 214V213H201V211H202V213L200 214V219L197 221V226H198V228H197V230H195V228H194V230H181V231H178V229H175V228H171V227H169V230H170V232L171 233H175L176 235H178V233H180L181 234V238L183 239L182 241H184V240H188V238H190L191 239V241H189V242H191V243H194V244H197V243H200V242H203V241H205V242H207V243H211L212 245L211 246H215V247H217L216 245H215V240H216V238L214 237V236H212L207 230H205V229H203V228H201L200 226H199V222L200 221H202L203 220V218H204V216H205V214L211 209V208H213L214 206H219V205H226L227 206V209L226 210H224L225 212H227V213H225V215L223 214V216H220L219 218H218V220H219V222H217V224H212L211 225V230L213 231V232H216L217 234H219V235H229L230 234V240H229V243H228V245L227 246H231V244L232 243H230V242H232L231 240H233L235 237H236V235L238 234V232L239 231H241L242 230V228H244V226H245V228L247 227V230L249 231V230H252L253 232H254V234L255 235H253L255 238L254 239H252L251 238V242L250 241H247L248 242V244L249 243H253V242H255L257 239H258V243H259V237H258V235L259 234H261V235H263L264 236V205H261V204H259V208L257 209V213L258 214H253V215H256V218H261V219H263V220H261L257 225H251L252 224V222L255 220V218H254V220L252 219V217L250 216V215H247V216H245L244 217V212H243V207H245V206H248V205H250V204H252L253 202H255V201H263V198L262 197H264V185H263V183H261V182H254V183H248L249 185H251L249 188H246V189H244L246 186H243V185H241V184H238V182L237 181H234V180H232L231 179V183L232 184H234L233 182H235V187H239V188H237L236 189V191L233 189V188H231L230 187V185H228V184H225V185H223V183H221L220 182V180H221V178H220V176H217ZM221 175V177L223 176V174L221 173L220 174ZM181 176V175H180ZM64 177V176H63ZM167 177H169V176H167ZM174 177V176H173ZM20 178V177H19ZM36 178H37V176H36ZM76 178H81L80 180H77ZM92 178H90V179H92ZM96 178V177H95ZM98 178H100V177H98ZM172 178V177H171ZM171 178H169L170 180H171ZM20 180V179H19ZM29 180V179H28ZM95 180H97V179H95ZM176 180V179H175ZM24 181V177L22 178V181H21V183ZM101 181H102V179H101ZM143 181H145V183H143ZM164 181V180H163ZM162 180L160 181L161 183L163 182ZM177 181V180H176ZM182 181H184V180H182ZM89 182V183H88ZM112 181H109L108 183L106 182V184L109 186V188H111L110 186L111 185H109L110 183H111ZM181 182V181H180ZM203 182H208L207 184V187L209 188V193H210V197L211 198H215V201L214 202H212L211 203V205L207 208V209H205L207 206H205V207H203L202 208V201H204V197L205 196H201L200 194H201V190H200V187L202 186V183ZM18 183H20V182H18ZM113 183V182H112ZM111 183V184H112ZM177 183V182H176ZM179 183V182H178ZM183 183V182H182ZM185 183V182H184ZM183 183V184H184ZM198 183H201V184H199V189L197 188L198 187ZM14 184H16V183H14ZM169 184H173V183H169ZM180 184V183H179ZM168 185V184H167ZM181 185V184H180ZM227 185L229 186V187H227ZM25 186H27L26 184H25ZM24 186V187H25ZM94 186V187H93ZM98 186V185H97ZM107 186V187H108ZM161 186L164 188V186H163V184H161ZM175 185H173V187H174ZM216 186V187H215ZM243 186V187H242ZM31 187V188H30ZM91 187V188H90ZM106 186H102V188H103V191H104V189H106L107 188ZM126 187V186H125ZM172 187V188H173ZM179 187V186H178ZM182 187V186H181ZM241 187H242V189H241ZM89 188H90V191H88L89 190ZM156 188V187H155ZM158 189H160V187H157ZM170 186H165V188H164V190H165V192L167 193V194H170V190L172 191L173 189H172ZM185 188H187V186H185ZM182 189V188H181ZM257 189H259V193L257 194V195H255L254 193H255V191L257 190ZM44 190V189H43ZM97 190V189H96ZM99 190V189H98ZM97 190V191H98ZM112 190V189H111ZM110 190V191H111ZM161 190V189H160ZM175 190V189H174ZM177 190V189H176ZM228 190H231L232 192V194L231 195H233V194H237V195H233V197L232 196H229V193L230 192H228ZM46 191V190H45ZM106 191H107V189H106ZM109 191V192H110ZM114 191V190H113ZM181 191V190H180ZM249 192V193H252V196H250L249 198H247V201L246 202H243V203H241L242 201H243V193L244 192ZM38 192H39V194H38ZM108 192V197H106L107 195L106 194H103V192H101V190H99V192H97V194H99V196L98 197H96L97 198V200H96V203H98V202H100V201H102L101 203H103V201L104 202H106L107 204V207L109 208V209H113V210H117L118 211V209H120V210H122V215H124V213H126V214H129V216H130V218H133V219H136L137 218V214L139 215L138 217H142L143 216V218L144 217H146V218H148L146 215L147 214H144V210L142 209V208H132L133 206H130L131 205V202L129 203V201H127V202H124V197H122V202L123 203H121V201H118V197L116 196L118 193H114V194H112L113 192H110L109 193ZM174 192V191H173ZM227 192H228V195H227ZM19 193V194H18ZM26 193H27V191H26ZM95 193V192H94ZM176 193L178 194V192L176 191ZM183 193H186L185 195H183ZM22 194H25L24 192L22 193ZM171 194H172V192H171ZM81 195V194H80ZM148 195V194H147ZM175 196V193L174 194H172L171 196L172 197H174ZM192 195V197H190ZM194 195V196H193ZM216 195H219V196H221V197H223V198H216V197H214V196H216ZM169 195H167L166 197H168ZM177 196V195H176ZM195 196H198V197H195ZM20 197H22V198H20ZM68 197V198H69ZM145 197H146V195H145ZM179 197V196H178ZM48 198H50V199H48ZM110 198V199H109ZM144 198V197H143ZM170 198V197H169ZM193 198V199H192ZM196 198V199H195ZM198 198V199H197ZM84 199V198H83ZM82 199V200H83ZM149 199V198H148ZM179 199V198H178ZM184 199V198H183ZM182 199V200H183ZM36 200H41L43 203H39V202H35ZM93 200V199H92ZM141 200V199H140ZM181 200V198H180V202L182 201ZM75 201V200H74ZM84 201V200H83ZM80 202V201H79ZM179 202V203H180ZM85 203V202H84ZM83 203V204H84ZM138 203V202H137ZM105 204V203H104ZM139 204V203H138ZM42 205V209H40V206ZM127 205H129V206H127ZM134 205V204H133ZM87 205H84V207H85V210H86V208L88 207H86ZM21 207V208H20ZM126 207H129V210H126ZM141 207V206H140ZM180 207V206H179ZM89 208V207H88ZM104 208V207H103ZM202 208V209H201ZM108 209V210H109ZM242 210L241 212H243L242 213V215L238 218V219H240V220H243V222L241 223V222H239V221H237L236 219L234 220V222H232V223H228L227 225H225L224 224V219H228V217H230V218H232L233 217V211L235 212V210ZM88 210V209H87ZM86 210V211H87ZM111 210H109L110 212H111ZM74 211V210H73ZM106 211V210H105ZM104 210H103V212H105ZM88 212H90V211H88ZM93 212H94V210H93ZM93 212H92V214H93ZM98 211H96V214H98L97 213ZM99 212H100V214H101V211H100V209H99ZM118 213H119V211H118ZM121 213V212H120ZM147 213V212H146ZM112 214V213H111ZM110 214V215H111ZM115 214V213H114ZM117 214V213H116ZM226 214H228V215H226ZM42 217H41V216ZM91 215V214H90ZM103 215V214H102ZM95 216V215H94ZM98 216H100V215H98ZM97 216V217H98ZM104 216V215H103ZM114 216V215H113ZM101 217V216H100ZM100 217H99V219H100ZM118 217H119V214H118ZM121 217V216H120ZM150 217V216H149ZM87 218V219H86ZM93 218V217H92ZM96 218V217H95ZM113 218V217H112ZM111 217H110V219H112ZM130 218H124V219H126V221L127 220H129V222H134L132 219H130ZM171 218V217H170ZM173 218V217H172ZM171 218V219H172ZM28 219H30V220H32V221H34V223H32V222H29L28 221ZM108 219H109V217H108ZM121 219V218H120ZM168 219H169V217H168ZM122 220V219H121ZM142 220V219H141ZM146 220V219H145ZM96 221V220H95ZM105 221H107V220H105ZM125 221V222H126ZM137 221V220H136ZM144 221V220H143ZM142 221V222H143ZM148 222H149V220H147ZM173 221V220H172ZM193 221V222H192ZM90 221H88V223H89ZM92 222H93V220H92ZM123 222V221H122ZM122 222H121V225H122V227H123V224H122ZM139 222H140V220H139ZM175 222V220L173 221V223ZM93 223H95V222H93ZM102 223V222H101ZM104 223V222H103ZM106 223V222H105ZM104 223V224H105ZM117 223H120L119 221H117ZM150 223V222H149ZM149 223H147V225L149 224ZM96 224H98V223H96ZM110 225H111V222L109 223ZM116 224V223H115ZM133 224V223H132ZM136 224V223H135ZM139 224V223H138ZM138 224H136V225H134L135 226V228H136V231H135V228H134V232H137L138 233V235H139V231L140 230H138ZM140 224H142L143 225V223H140ZM151 224V223H150ZM103 225V224H102ZM128 225H129V223H128ZM133 225H131V223H130V226H131V228H132V226ZM146 225V224H145ZM73 226H75L74 228H73ZM84 226V227H83ZM104 226V225H103ZM125 226H127V225H125ZM125 226H124V228H125ZM152 226V225H151ZM158 226H160L161 228H162V226H161V224L158 222ZM82 227V229L80 230V228ZM129 226H127V228H128ZM145 227V226H144ZM120 228V227H119ZM140 228V227H139ZM150 228H153V230H154V228H156V226H152V227H150ZM150 228H148L147 227V232H148V230L150 231ZM245 228H244V230H245ZM74 229H78V231L77 230H74ZM166 229V228H165ZM15 230H20L19 232H20V236L21 237H25L28 241H30L31 242V239L32 240H36V242L35 243H38L35 247H34V249L36 250V251H31L30 250V248H28L27 247V244H26V242H24L21 238H19V236H13L10 240H8V241H6L5 239H3V238H5V236H6V234H8V233H12L13 231H15ZM87 230V231H86ZM98 230L99 231H101L100 233H101V237L105 240V242L108 240L107 238H106V235L104 234V231L102 230V229H100L99 227L96 229V232L98 233ZM118 230V229H117ZM153 230H152V232H153ZM201 230V231H200ZM75 231H77V232H75ZM121 231V230H120ZM156 231V230H155ZM154 231V232H155ZM158 231V230H157ZM157 231L155 232V233H157ZM160 231V230H159ZM92 232V231H91ZM93 232H95V231H93ZM122 232V231H121ZM127 232H128V230H127ZM130 232H132V231H130ZM140 232H143V230L142 231H140ZM151 232V231H150ZM150 232H148L149 234H150ZM151 232V233H152ZM162 232V231H161ZM123 233V232H122ZM92 234H94V233H92ZM143 234V233H142ZM146 233H144L143 235L145 236V237H147L148 238V240H150V238H152L151 236H150V238H149V235L148 234H146ZM153 234V233H152ZM98 235V234H97ZM125 235H127V234H125ZM124 235V236H125ZM129 235V234H128ZM127 235V236H128ZM131 235H133V234H131ZM164 235V234H163ZM163 235H162V237H163ZM234 235V236H233ZM142 235L140 234V237H141ZM143 236V237H144ZM158 236V235H157ZM165 236V235H164ZM232 236L234 237L233 239H231L232 238ZM81 237L83 238V240L84 241H82L81 240ZM129 237H131V236H129ZM134 237V236H133ZM143 237H141L140 239H142ZM143 238L142 239V241H139V240H136V239H134V238H132V240H136V243L139 245L138 247L140 248H143V250H145L146 249V247H145V243H147L148 245L150 244V243H152V242H148L147 241V239L146 238ZM179 237V238H180ZM84 238H86V239H84ZM93 238H95L94 236H93ZM123 238H125V237H123ZM130 238V239H131ZM157 238V237H156ZM66 240V242L65 241H62V240ZM126 239V238H125ZM129 239V238H128ZM130 239L129 240H127V242L129 241L130 242ZM163 239V238H162ZM98 240V239H97ZM102 240V239H101ZM114 240V239H113ZM152 240V239H151ZM160 240H161V238H160ZM165 241H166V239H164ZM163 240V241H164ZM99 241V240H98ZM103 241V240H102ZM102 241H99V243H102ZM125 241V240H124ZM157 241H159L158 240V238H157ZM162 241V240H161ZM181 241V240H180ZM211 241V242H210ZM235 241V240H234ZM253 241V242H252ZM114 242V241H113ZM133 242V241H132ZM98 243V244H99ZM125 243V242H124ZM124 243H123V245H124ZM182 243V242H181ZM257 243V244H258ZM96 244V243H95ZM114 244V243H113ZM146 244V245H147ZM162 244V245H161ZM161 244H159L160 246H162L163 248H164V250H162L161 249V247H160V249L161 250H156V254L155 253H148L150 250H151V246L147 249V253L146 254H148V256L147 257H149L150 259H154V257L152 256L153 254L156 256L157 254H159L160 256H158V257H156V259H154V261H149L148 259H147V257H145V252L144 253H142L143 255H144V257L142 258L141 256H139V258H142L141 259V261L142 260H146L147 259V264L149 263V264H183L182 263V261L181 260H173V258H175V257H173V255L172 256H170V255H167L166 253H168V252H166V248L168 247V243L167 242H164V246H163V243H161ZM193 244V245H194ZM245 244V243H244ZM2 245V246H1ZM119 245V244H118ZM118 245H117V247H118ZM122 245V246H123ZM127 245V244H126ZM158 244H155V247L157 246ZM241 245V244H240ZM250 245H254V243L253 244H250ZM100 246V245H99ZM98 246V247H99ZM121 246V245H120ZM130 246H131V243H130ZM136 246V245H135ZM135 246H133V248H135ZM171 246V245H170ZM210 246V247H211ZM227 246H225V247H227ZM97 247V248H98ZM124 247H126L125 245H124ZM128 247H129V243H128ZM154 247V248H155ZM181 247V246H180ZM225 247H217L218 249H220L221 251H223V250H226V249H224ZM229 247H227V249L229 248ZM232 247V246H231ZM139 248H138V250H134L135 252H137V251H139ZM145 248V249H144ZM156 248H159V246L158 247H156ZM204 247H195V246H191L188 250V252H191V253H193V254H198V255H207L208 257H210L211 259H212V261H213V259H215V260H223L224 258H225V256H223L222 254H217V255H214L213 254V252H208L207 250H205V249H203ZM98 249H100V248H98ZM123 248L121 247V250H122ZM132 249V248H131ZM130 249V247H129V250H131ZM136 249H137V247H136ZM119 250V249H118ZM125 251H126V249H124ZM128 250V249H127ZM142 250V249H141ZM154 251H155V249H153ZM150 251V252H154V251ZM29 251V252H28ZM38 251L39 252H41L40 254L38 253ZM82 251H84L85 253L84 254H82ZM88 251H89V254L93 257V259H91V258H89V256L87 257V253H88ZM171 251H172V249H171ZM118 252V251H117ZM131 252V251H130ZM135 252H134V254H135ZM170 253V252H169ZM177 253V252H176ZM118 254V253H117ZM141 254V255H142ZM188 254V253H187ZM190 254V253H189ZM40 255H41V257H40ZM129 255V254H128ZM133 255V254H132ZM131 255V253H130V256H132ZM139 255V254H138ZM149 255H151V256H149ZM90 256V257H91ZM134 256V255H133ZM132 256V257H133ZM137 256V255H136ZM185 256V255H184ZM125 257H127V256H125ZM182 257V256H181ZM258 258V260H256V261H261L262 260V257H260V256H257ZM131 258V257H130ZM193 260H190L191 262H192V264H213V263H211V261H209V260H206V258L204 259L203 257V259H201V257H191ZM135 259H136V257H135ZM45 260H47L48 261V263H46V261ZM96 260V261H95ZM128 260V259H127ZM132 260V259H131ZM144 260V261H145ZM219 260V261H220ZM135 261V260H134ZM144 261H142L143 263H144ZM194 261V262H193ZM255 261V260H254ZM139 262V261H138ZM240 262L241 263H243V264H250V262H249V260H246L245 258H241V260H240ZM258 262V263H259ZM36 263V264H37ZM132 263H133V260H132ZM131 263V264H132ZM140 263V262H139ZM145 263V264H146ZM186 263V262H185ZM136 264H138V263H136ZM231 264V263H230Z\"/></svg>","mask_w":264,"mask_h":264},{"label":"water","instance_id":"3","mask_svg":"<svg viewBox=\"0 0 264 264\" xmlns=\"http://www.w3.org/2000/svg\"><path fill=\"white\" fill-rule=\"evenodd\" d=\"M41 23L44 27L49 26V22L47 17L41 15L40 16ZM15 29L17 33L22 37L23 41H27V39L30 36V32L32 29V26L25 20H19L15 26ZM53 41V36L50 35L47 38L42 39L40 42L41 49L43 51H48L51 44ZM186 56L182 57H173L169 59L168 61H165L163 57L159 55H147L145 60L142 62H137L135 66L133 67L128 80L125 83V90L129 94L133 93H140L143 90L146 89L148 82L151 81H158L160 84L164 82V75H165V70L157 71V67L159 65L162 66H167V67H175L179 65H183L187 61ZM52 64L51 63H42L41 68L42 69H48L51 68ZM108 67H103L101 71H107ZM85 85H80L76 87V89H84ZM163 114H166V111L163 112ZM5 123L7 126H15L16 128L19 129L20 134L23 136L22 137V142L16 147L15 150V156L16 157H28L29 156V141L24 138L25 134V120L22 118L21 114L18 112L11 113L7 112L5 114ZM39 147V146H38ZM9 167L6 165L4 167V170H8ZM128 189L131 190H138V191H143L144 185L141 183H134V182H128L125 185ZM259 193V189L255 191V195ZM186 193H183L185 195ZM252 196V193L249 192H244L243 193V202L247 201V198ZM227 209V206L225 205H219V206H214L211 208L204 216L203 220L199 222V226L205 230H207L212 236L216 238L215 240V245L217 247H225L228 245L229 240H230V234L228 235H219L216 232H213L211 230V225L212 224H217L219 222L218 218L220 216L225 215L224 210ZM228 215V214H226Z\"/></svg>","mask_w":264,"mask_h":264}]
</instances>
